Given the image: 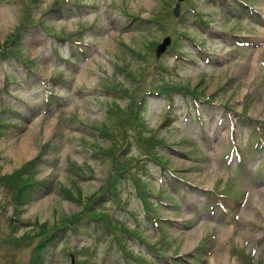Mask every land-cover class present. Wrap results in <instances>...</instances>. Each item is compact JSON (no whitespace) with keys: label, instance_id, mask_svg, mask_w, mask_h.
<instances>
[{"label":"rangeland","instance_id":"374dc122","mask_svg":"<svg viewBox=\"0 0 264 264\" xmlns=\"http://www.w3.org/2000/svg\"><path fill=\"white\" fill-rule=\"evenodd\" d=\"M176 2L29 0L31 17H40L44 29L28 27L13 40L20 41V57L33 59L34 72L13 56L0 64V126L8 123L0 127V177L42 150L34 178L47 187L18 199L13 185L0 183V264H71V257L74 264H167L168 257L185 264H264V147L253 159L247 155L250 141L264 137V0H188L181 2V18L188 16L181 21L172 14ZM251 4L262 17L244 15ZM23 9L24 0H0V19L1 12L14 17L0 27V48ZM178 28L197 38L198 52L187 37L173 45L195 63L172 51L155 57L157 43L169 35L172 46ZM69 34L81 43L70 42ZM236 39L260 46H238ZM175 85L210 96L198 101L200 119L191 95L182 89L170 98L171 90L163 91ZM32 126L29 158H15ZM151 134L170 145L158 149L164 165L141 145ZM10 178L23 182L18 173ZM139 183L154 194L164 185L160 197L169 204L155 206L157 227L134 194ZM104 187L110 191L100 197ZM208 193L214 197L205 200ZM232 193L233 206L211 213L210 205L227 204ZM86 203L102 218L80 214L74 229L61 230ZM49 229L57 240L37 258Z\"/></svg>","mask_w":264,"mask_h":264},{"label":"bare ground","instance_id":"6f19581e","mask_svg":"<svg viewBox=\"0 0 264 264\" xmlns=\"http://www.w3.org/2000/svg\"><path fill=\"white\" fill-rule=\"evenodd\" d=\"M1 13H3V17L0 19V27L5 28L4 24L8 26V23H11L14 17L9 12ZM33 130L34 126L30 128V131L25 137L21 138L20 142L18 143V148L13 152L15 158L24 159L26 156L28 157V155L32 152L30 138L33 135Z\"/></svg>","mask_w":264,"mask_h":264},{"label":"water","instance_id":"95a60500","mask_svg":"<svg viewBox=\"0 0 264 264\" xmlns=\"http://www.w3.org/2000/svg\"><path fill=\"white\" fill-rule=\"evenodd\" d=\"M167 44V41H165L164 43H162L161 45H160V47H159V52H161L163 49H164V47H165V45ZM165 44V45H164Z\"/></svg>","mask_w":264,"mask_h":264}]
</instances>
